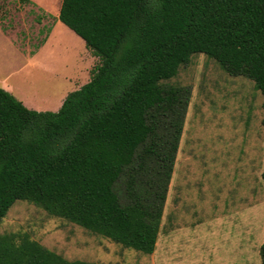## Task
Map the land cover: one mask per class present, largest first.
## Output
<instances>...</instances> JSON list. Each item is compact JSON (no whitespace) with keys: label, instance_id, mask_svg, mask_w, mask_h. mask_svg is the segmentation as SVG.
I'll return each instance as SVG.
<instances>
[{"label":"trees","instance_id":"obj_1","mask_svg":"<svg viewBox=\"0 0 264 264\" xmlns=\"http://www.w3.org/2000/svg\"><path fill=\"white\" fill-rule=\"evenodd\" d=\"M59 17L99 62L57 111L0 85V223L27 200L151 254L191 98L168 80L205 53L264 96V0H62ZM0 264L94 263L8 233Z\"/></svg>","mask_w":264,"mask_h":264},{"label":"rangeland","instance_id":"obj_2","mask_svg":"<svg viewBox=\"0 0 264 264\" xmlns=\"http://www.w3.org/2000/svg\"><path fill=\"white\" fill-rule=\"evenodd\" d=\"M61 3L0 0V85L40 111H57L99 62L60 19ZM168 82L188 87L191 98L153 253L21 199L3 217L0 234L28 233L68 259L94 264H263L262 92L205 53L192 55Z\"/></svg>","mask_w":264,"mask_h":264},{"label":"crops","instance_id":"obj_3","mask_svg":"<svg viewBox=\"0 0 264 264\" xmlns=\"http://www.w3.org/2000/svg\"><path fill=\"white\" fill-rule=\"evenodd\" d=\"M31 1H33V0H31ZM37 1V0H36Z\"/></svg>","mask_w":264,"mask_h":264}]
</instances>
